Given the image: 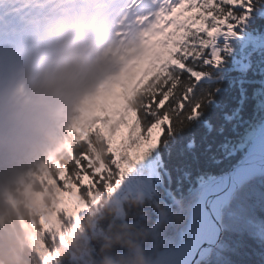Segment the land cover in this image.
<instances>
[{"label":"snow or ice","instance_id":"6c2138e0","mask_svg":"<svg viewBox=\"0 0 264 264\" xmlns=\"http://www.w3.org/2000/svg\"><path fill=\"white\" fill-rule=\"evenodd\" d=\"M127 5L131 32L119 33L117 66L68 117L62 154L21 178L28 217L18 226L35 264H90L108 227L94 210L105 197L116 219L154 225L146 244L154 264H264V0ZM225 91L235 93V107L219 101ZM212 109L220 110V131L232 123L234 135L203 167L174 166L175 146L187 152L193 129L211 130ZM127 196L141 201L142 214L132 213ZM153 199L168 209L182 201L184 224L161 229ZM88 213L90 233L81 223ZM78 224L85 242L79 256L58 255L53 245L62 246L69 231L76 237ZM242 247L249 259H233Z\"/></svg>","mask_w":264,"mask_h":264},{"label":"clouds","instance_id":"9594fccd","mask_svg":"<svg viewBox=\"0 0 264 264\" xmlns=\"http://www.w3.org/2000/svg\"><path fill=\"white\" fill-rule=\"evenodd\" d=\"M87 48H70L57 66L63 85H53L47 94L33 92L28 97L12 96L0 105V169L5 172L20 166L35 165L50 154L61 155V145L66 138L65 124L75 106L71 95L73 71L87 62ZM125 204L134 215L142 213L138 198L127 196ZM151 208L160 221L159 227L169 224L180 227L186 220L182 201L168 209L159 199H153ZM0 204V213H7ZM21 215L28 217V210ZM11 223L0 234V264H35L32 251L26 241V233L16 222V214L10 213ZM103 222L108 227L98 241L99 250L90 264H154L146 244L154 239L153 227L143 222L125 223L116 219L115 210L105 200Z\"/></svg>","mask_w":264,"mask_h":264},{"label":"trees","instance_id":"16d2710c","mask_svg":"<svg viewBox=\"0 0 264 264\" xmlns=\"http://www.w3.org/2000/svg\"><path fill=\"white\" fill-rule=\"evenodd\" d=\"M225 89L228 88V85H224ZM235 93H230L229 91H225L224 95L219 97V101L225 105H227L228 108H232L236 106L235 101L232 99V96H234ZM220 110L219 109H212L211 112L208 114V121L211 123L212 128L209 130L208 128H205L204 126H199L193 129L190 135L194 140V147L193 149L182 152L181 151V145L175 146L172 153V164L174 166H183L188 165L192 169H196L197 167H203L206 163V157L210 156L212 153H214L218 147V145L223 141L225 136L231 137L234 135L232 132V123L226 124L224 131H220V124L222 123L220 119ZM241 117L243 119H248L250 116V110L244 109L241 112ZM234 123V122H233ZM237 131L242 130L240 127H237ZM121 132H126L125 129H122ZM118 134V133H117ZM116 134V135H117ZM30 166H32L30 164ZM29 165L20 166L18 169L24 173L29 167ZM175 174V173H174ZM12 191V194L14 195L15 192H23L25 190H19ZM106 199V197L104 198ZM0 204H3L7 207L8 212L2 213L3 216V223L0 225V234H4L6 227L12 222L10 213L16 214V222L18 223V220L20 217H23L21 215V210H17V208H13V206L5 200V198L2 197V193L0 192ZM116 214V209L113 207ZM103 210H104V204L100 207V213L97 217V219L102 220L103 219ZM131 210V209H130ZM141 208L137 211L140 212ZM153 210V209H152ZM89 216L90 213L85 214L81 217V223L83 225V229H88L90 233V224H89ZM75 231L77 232V236L73 237L72 232L69 231L66 233L67 239L63 242H61L62 246L53 245V251L57 252L58 255L65 257V258H71L73 256H79L82 248L84 247V241L80 238L79 233L81 231L80 225H76ZM233 240L239 239V237H232ZM247 243H251V241H246ZM248 252L247 248H240L238 255H233V259L238 261H243L246 259H249L248 256L245 255V253Z\"/></svg>","mask_w":264,"mask_h":264},{"label":"rangeland","instance_id":"374dc122","mask_svg":"<svg viewBox=\"0 0 264 264\" xmlns=\"http://www.w3.org/2000/svg\"><path fill=\"white\" fill-rule=\"evenodd\" d=\"M123 133H119V134H117L115 137H113V140H114V142H116V143H118V141H119V139L121 138V135H122ZM132 155L133 156H135L136 155V152L135 151H133L132 152ZM18 175L17 174H4L3 176H1V181H0V190L2 191V193L5 195V196H7L8 194V187L11 185V184H13L15 181H18ZM14 199L13 200H11L12 201V204H14L15 206H16V208H17V210H21V209H27V207H26V196H25V191H23V192H15V194H14ZM105 200H107L108 201V206L109 207H111V208H115L116 209V207H115V205L114 204H112L110 201H109V199L106 197V199H103V201L100 203V205H99V208L98 209H94L96 212H98V213H100V207H101V205L102 204H104L105 203ZM28 210V209H27ZM116 212H117V210H116ZM0 221H2V222H0V225H2V223H3V216H2V213H0Z\"/></svg>","mask_w":264,"mask_h":264},{"label":"bare ground","instance_id":"6f19581e","mask_svg":"<svg viewBox=\"0 0 264 264\" xmlns=\"http://www.w3.org/2000/svg\"><path fill=\"white\" fill-rule=\"evenodd\" d=\"M31 44H37V42L31 41ZM5 67L3 64H0V71L2 72V74L5 73ZM3 84V83H2ZM4 92H6V90H4ZM5 94V93H4Z\"/></svg>","mask_w":264,"mask_h":264}]
</instances>
